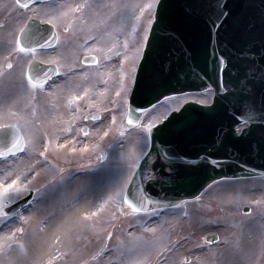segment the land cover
<instances>
[{"label": "snow or ice", "instance_id": "6c2138e0", "mask_svg": "<svg viewBox=\"0 0 264 264\" xmlns=\"http://www.w3.org/2000/svg\"><path fill=\"white\" fill-rule=\"evenodd\" d=\"M236 3L243 14L231 54L220 49L213 61L214 87L201 84L202 91L193 99L206 111L223 107L232 123L228 136L221 128V143L228 137L244 142L258 128L260 141L245 147L264 153V0ZM14 4L17 22L11 28L0 23V264H264V212L257 218L245 211L253 221L250 225L228 214L201 211L194 217L189 201L164 203L147 191V184L175 181L176 157L167 146L157 150L156 134L163 129L150 108H132L129 85L136 82L139 62L147 60L150 34L166 23L167 0ZM94 76L105 84L114 80L117 99L114 107L96 111L91 110L93 102L85 114L78 102L91 99L92 89L81 88L76 80L86 83ZM188 102L185 98L173 111L180 112ZM41 109L55 113L49 123L62 124L63 137L40 131ZM102 112L111 113L107 126ZM88 121L90 125L81 126ZM133 130L135 137L126 141ZM77 132L87 139L83 147H78L83 141ZM89 153L93 163H78L81 177L66 175L69 168L49 160L52 155L72 164ZM42 171L52 172V179L36 187ZM247 174L252 177L255 171ZM73 179L80 185L68 199L65 190ZM217 183L204 187L192 203ZM232 199L227 197V202ZM250 204L264 206V196ZM117 221H127L129 227L138 222V232H128L126 239L116 237ZM182 222L190 226L187 235L182 227L175 231ZM33 224L45 235L37 238L30 232ZM106 224L113 231H106ZM197 229L207 234L198 237ZM209 245L216 247L210 250Z\"/></svg>", "mask_w": 264, "mask_h": 264}, {"label": "rangeland", "instance_id": "374dc122", "mask_svg": "<svg viewBox=\"0 0 264 264\" xmlns=\"http://www.w3.org/2000/svg\"><path fill=\"white\" fill-rule=\"evenodd\" d=\"M53 3H59L60 0H51ZM68 3H74L79 2V0H67ZM134 2H146V0H134ZM15 4L13 0H0V23H5L11 28L16 22L18 17L16 16L14 12ZM146 25V22H145ZM123 39V37H121ZM68 54L71 56V46L69 45ZM116 67L119 66V61L116 62ZM112 71L115 70V68L111 69ZM93 73H95V68L91 70ZM107 78L106 76L104 77ZM76 83L81 85V88H91L92 89V95L91 99L85 98L82 101H79L78 103L83 108L85 114L89 111L88 105L95 102L96 107L92 108V111H96L98 107H114L112 101H115L117 98L115 96V90L118 88V84L114 80L108 81V86L105 87V83H102L99 78H96L95 76L93 79H91L89 82H82L80 78H77ZM70 86H73L70 84ZM131 86V83L129 87ZM80 90V89H76ZM102 94H99V93ZM82 94V92H81ZM199 94H187L186 96L182 97H175L168 100H165L160 104V106H156L155 108L151 109V114L156 118V122L161 120L169 110L174 109L177 107L178 104H181L185 98L188 100H193V98L197 97ZM11 102V101H9ZM43 102V101H42ZM102 115L105 116V126H107L108 122L106 121L108 117H111V113L102 112ZM119 115V113H117ZM55 117V113L52 112L50 114H44L43 109H41V115L37 118V124H40V121L43 120L44 123L42 125V128L40 131H47L51 133L53 136L60 135L63 137L64 133L60 131V128L63 126L60 123H57L56 125H51L49 123V120L53 119ZM147 119V117L145 118ZM91 122H83V125H90ZM77 135L79 136L80 140L83 141V143L79 144L78 147H83L84 143H87V139L82 136L79 132H77ZM135 137V130H133L130 135L126 136L124 139L132 140V138ZM128 148H132V143H129ZM105 148L108 152H111L112 149L108 148L107 145H105ZM91 155V153L87 154L84 158L80 159L78 158L77 162H73L72 164H67L63 159H60L59 161H56L52 155L49 156V160L53 163L58 164L59 167H67L70 169V172L66 175L73 176V177H81L83 176V172H78L77 167H73L74 164L84 161H91L88 157ZM52 179V172H41V176L37 178L36 187H41L47 180ZM80 185L79 179H73L71 181V184L67 185V188L65 190L67 198L71 199V197L76 193L77 187ZM36 195V193L34 194ZM233 197L231 202H227V197ZM262 196H264V178L260 179H253V180H240V181H225V182H219L217 184L213 185L212 189H209L208 192L204 193L201 201L196 203L195 205L192 203V201L189 203L188 208L192 215L198 216L201 211H207L208 215L215 216V215H224L228 214L230 217H233L237 221H243L246 225H250L253 223L251 219H248L249 217H245L243 213L246 211V208L248 207V211H251L253 213V217H259L261 212H264V206L255 207L250 204V201L253 199H260ZM221 207L225 209V212L222 213L220 211ZM210 209V211H209ZM51 210V209H50ZM157 218L153 217V220ZM134 226L129 227L127 221H117L116 222V228H115V235L116 237L120 238H127L128 232H138L139 223L133 222ZM151 223V221H150ZM181 227L183 229V234L187 235V233L190 231V226L187 222L177 223L175 225V231L181 232ZM106 231H113L110 224L105 225ZM211 231H215V226H209ZM30 232H36L37 238L40 236L45 235L44 233H39L37 230V227L35 224H33V227L29 229ZM47 231V230H46ZM207 234V232H200L199 229H197V235L198 237ZM106 235V233H105ZM113 244V247L115 246L116 240L111 242ZM245 243L247 244V239L245 240ZM91 245H89V249H91ZM210 250L215 249V245H209L208 246Z\"/></svg>", "mask_w": 264, "mask_h": 264}, {"label": "water", "instance_id": "95a60500", "mask_svg": "<svg viewBox=\"0 0 264 264\" xmlns=\"http://www.w3.org/2000/svg\"><path fill=\"white\" fill-rule=\"evenodd\" d=\"M168 2L169 0H167V4H166V8L168 6ZM166 8H165V12H166ZM176 8V5H175ZM164 26V25H163ZM155 28V26H154ZM162 29V26L160 28H155V31L153 34H150L149 39H150V48H146L145 52L148 55L150 54V52L155 48V44L158 43L157 38H159V32ZM142 62H140L141 64H139V71L137 73L136 76V82H135V86L133 89V93L130 96V104L132 106V108L134 109V107H141V108H149L151 107L153 104L157 103L158 101H160L162 98L165 97H169L172 96L174 94H178V93H182L184 91H196V90H201V88L199 86H195V87H188L186 84H183L182 82L178 83L177 85H174L172 88H167L164 91L158 92L155 96L150 97L149 94L143 93L142 96H139V91H140V84H139V80H140V73L143 70V68L146 65L147 60H141ZM148 97H150L148 99ZM184 109H187V111H185ZM192 111L194 112H202V113H207L210 111H206L204 110L201 106L195 104V103H188L185 104L184 107L182 108V110L178 113H173L171 114L165 121L163 124H161L160 128L163 129V131L159 134H156V147L158 146V144H161V142H163L165 140L164 135L168 132V130L170 128L173 127V123H175L177 121V119H180L182 116L186 118V116H188L190 113H192ZM182 113V115H181ZM190 116V115H189ZM164 124L167 125V128H164ZM155 132V130H154ZM205 152L203 151H199L197 153L196 158L197 159H203ZM255 174H263L264 172H256ZM230 175H214V176H209L205 181L202 180L198 183V187L196 188V190L194 191V193L190 194V195H185L184 193H182L180 195L181 200H186V199H192L195 196H197L201 190H203L204 187H206L208 184L212 183L214 180H217L221 177H227ZM151 193V192H150ZM155 191L151 194H154ZM158 193V192H157ZM168 193V191L166 192Z\"/></svg>", "mask_w": 264, "mask_h": 264}, {"label": "bare ground", "instance_id": "6f19581e", "mask_svg": "<svg viewBox=\"0 0 264 264\" xmlns=\"http://www.w3.org/2000/svg\"><path fill=\"white\" fill-rule=\"evenodd\" d=\"M99 94H102L101 92Z\"/></svg>", "mask_w": 264, "mask_h": 264}]
</instances>
